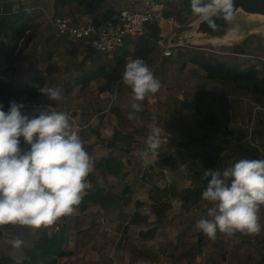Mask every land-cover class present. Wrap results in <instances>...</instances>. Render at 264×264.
Masks as SVG:
<instances>
[{
    "label": "rangeland",
    "instance_id": "obj_1",
    "mask_svg": "<svg viewBox=\"0 0 264 264\" xmlns=\"http://www.w3.org/2000/svg\"><path fill=\"white\" fill-rule=\"evenodd\" d=\"M183 16L178 19L179 33L186 36L196 28L200 18L195 14ZM245 17L247 27L264 31V17ZM28 18L26 16L24 19ZM27 29L29 31L16 45L0 37V69H8L15 83L14 65L19 58L18 50L30 42L29 38L36 32L28 25ZM194 37L186 39L192 40ZM259 37L258 43L262 46L264 36ZM122 47L111 55L118 50L122 52ZM233 47L236 46H198L187 43L170 48L168 62L157 64V67L155 62L143 60L160 81L161 87L143 101L132 99L133 103L142 105V111L134 112L131 109L137 140L129 155L131 167L127 169L130 171V180L142 189V198L151 204L146 202V207H142L132 199L133 206L127 213L129 217L120 216L122 222L118 223L122 227L125 222L130 224L136 221L142 230L134 231V236L128 235L127 239L122 237L114 241L111 236L103 235L107 228L112 229L113 226L101 222L102 213L97 207H85L86 210L81 213L77 206L71 215L60 217L57 220L59 226L49 232L50 235L61 229L64 223L63 250L69 254L58 257L56 264H193L194 261V264H222L226 260L229 262L225 264H233L230 257L225 256L228 239L216 236L215 240H210L195 227L198 220L204 219L198 213L207 208H203L202 203L198 204L202 196L196 200V191L203 189V182L211 177V172L222 173L240 159L264 160V99L240 90L230 82L206 78L205 71L198 64L215 62L242 73L253 72L258 80L264 79V54H260L259 58H240L232 56ZM133 52L138 58L144 50ZM5 58L8 59L7 63L1 61ZM148 103H152V108L147 107ZM149 121L154 122L151 129L159 127L162 130L159 151L165 155L163 163L158 155L154 157L152 163L157 164L151 169H147L146 162L137 155L138 150L146 147L151 130ZM230 131L232 134L227 135L226 145L232 148L223 150L225 144L219 139L220 135ZM152 212L158 213L160 217H155ZM150 239L151 242L142 243ZM231 239L236 243L240 240L245 243L252 238L245 236ZM24 242L26 245L29 243L28 239H24ZM77 243L80 245L76 246ZM199 257L200 260H197ZM243 261L240 263L256 264L255 261Z\"/></svg>",
    "mask_w": 264,
    "mask_h": 264
},
{
    "label": "crops",
    "instance_id": "obj_2",
    "mask_svg": "<svg viewBox=\"0 0 264 264\" xmlns=\"http://www.w3.org/2000/svg\"><path fill=\"white\" fill-rule=\"evenodd\" d=\"M57 1L0 0V19L14 15H18V19H21L26 15L30 17L27 25L32 31L36 29L35 35L29 38L30 42H27L28 44L26 43L20 51L18 50L19 58L14 65L17 87L22 88L30 82V90L34 93L33 96H22L19 103L25 106L23 111L30 117L35 114L36 109L62 111L69 115L71 125L74 129H79L78 134L84 148L94 161V167L87 177L90 187L83 195L79 212H84L89 206L97 207L102 213L101 222L113 226L112 229L107 228L103 235L111 236L114 241L122 237L127 239L128 235L134 236V231L140 232L141 225L134 221L130 224L125 222L124 226L120 227V224L118 225L122 222L120 216L129 217L127 213L133 206L132 199L142 207H146V202L151 204L149 200L142 198V189L130 180V171L127 169L132 164L129 155L133 152L137 136L134 134L136 126L134 118L128 119V114L132 113V93L128 86L123 85L122 73L126 63L136 59L133 51L144 50L138 58L151 60L153 64L155 62V67L157 64L168 62L167 57L163 56L165 50L181 47L187 43L198 46L219 44L222 47L234 44L236 47H233L232 56L259 58L260 54H264V45H259L258 39L259 36H264V31L247 27L245 15L248 14L238 11L233 14L232 19L226 21L229 26L222 36L202 35L195 30L184 36L179 33L181 29L178 19L183 15L187 16L190 0H65L62 3ZM127 7L140 11H161L163 19L146 26L141 36L128 39L122 47L124 48L122 52L118 50L116 54L105 57L94 56L93 53L84 50L80 44L66 37L57 36L50 24V20L55 16L71 14H78L83 21L97 22L108 11ZM170 16L175 17L174 23L168 21ZM190 33L192 34L189 35ZM193 35L195 37L192 40L186 39ZM46 85L58 89L62 99L53 101L47 95L41 94L39 89ZM151 106L152 103L147 104V107L152 108ZM153 124V121L148 122L150 129ZM230 134L231 131L220 135L219 139L225 144L223 150L232 148L231 145H226L227 135ZM27 147L26 144H22V148ZM158 156L163 163L164 153L159 151ZM108 158L118 160L122 167L120 173L125 175L124 178L106 173L103 167L104 160ZM145 164L148 166L147 169H151L157 163L150 161ZM126 197L129 198L125 199ZM199 203H202L203 208H207L206 211L200 210L198 216L212 219L208 216V209L214 205L204 199L199 200ZM151 214L160 217L158 213ZM258 216L262 225L259 234L245 235L236 232L228 236L217 232V236L228 239L225 256L227 258L229 256L233 264H241L240 261L244 262V259L251 263L255 261L256 264L261 263L260 261L264 262V205L260 206ZM115 222L117 223L114 226ZM58 226L57 221L38 229L20 224L10 228L0 225V259L2 257H10L17 261L23 259L25 251L34 244L41 233L46 231L49 234ZM61 228H64V223ZM245 236L252 239L245 243L241 240L236 243L231 239ZM17 239L23 242L24 239H28L29 243L26 245L24 242L17 248L14 246V241ZM151 241L152 239L143 240L142 243ZM78 245L80 243L76 246ZM197 260H200V257Z\"/></svg>",
    "mask_w": 264,
    "mask_h": 264
},
{
    "label": "clouds",
    "instance_id": "obj_3",
    "mask_svg": "<svg viewBox=\"0 0 264 264\" xmlns=\"http://www.w3.org/2000/svg\"><path fill=\"white\" fill-rule=\"evenodd\" d=\"M190 9L201 22L215 28L212 17L222 15L228 21L233 18L235 6L234 0H190ZM122 83L138 102L161 87L140 58L126 63ZM39 90L53 101L62 99L58 89L46 85ZM24 107L12 100L5 111L0 104V225L18 223L38 229L71 215L80 205L90 187L87 177L94 161L68 114L36 109L30 117ZM131 108L134 112L142 111L140 103H133ZM132 118L130 112L128 119ZM161 134V128L151 129L146 147L138 150L137 155L145 160L158 155ZM21 138L27 148H22ZM202 199L214 205L208 209L212 219H200L195 227L210 240L216 239L218 231L228 236L236 232L259 234L262 225L258 212L264 205V160L240 159L222 173L211 172ZM23 243L17 239L14 246L19 248Z\"/></svg>",
    "mask_w": 264,
    "mask_h": 264
},
{
    "label": "trees",
    "instance_id": "obj_4",
    "mask_svg": "<svg viewBox=\"0 0 264 264\" xmlns=\"http://www.w3.org/2000/svg\"><path fill=\"white\" fill-rule=\"evenodd\" d=\"M65 0H58L57 3H62ZM190 4V2H189ZM18 15L5 16L0 19V37L1 40L12 41L18 43L21 37L24 36L27 29L28 19H18ZM184 17V16H183ZM14 44V43H13ZM7 63L8 59H1ZM199 66L205 71L206 78L210 80H220L230 82L233 86L240 90H245L249 94L264 99V79L258 80L253 72L242 73L235 69H228L219 63H201ZM31 83L27 82L22 88H18L14 82L13 74L8 69H0V104L4 105V110L7 111L9 102L15 100L19 103L22 96L31 95ZM21 146L23 139L21 138ZM104 170L108 174H114L115 177L124 178L121 174L120 164L117 159L108 158L104 160ZM211 177H207L203 182V189L197 190L196 200L202 196V192L206 189ZM189 192V191H188ZM18 224V223H17ZM16 224H4L5 227H13ZM65 238L63 237V228L51 233L45 231L39 235L34 244L25 251V258L21 261L14 260L10 257H2L0 264H56L58 257L69 254L63 250Z\"/></svg>",
    "mask_w": 264,
    "mask_h": 264
},
{
    "label": "built area",
    "instance_id": "obj_5",
    "mask_svg": "<svg viewBox=\"0 0 264 264\" xmlns=\"http://www.w3.org/2000/svg\"><path fill=\"white\" fill-rule=\"evenodd\" d=\"M163 19L161 11H140L119 8L106 12L99 21H83L78 14L55 16L50 24L57 36L68 38L78 43L88 52L109 55L121 48L131 38L141 36L149 24ZM170 23L175 17H168ZM171 55L169 49L163 52L164 57ZM157 155H150L144 162H150Z\"/></svg>",
    "mask_w": 264,
    "mask_h": 264
},
{
    "label": "water",
    "instance_id": "obj_6",
    "mask_svg": "<svg viewBox=\"0 0 264 264\" xmlns=\"http://www.w3.org/2000/svg\"><path fill=\"white\" fill-rule=\"evenodd\" d=\"M234 6V13L240 11L244 14L264 17V0H234ZM186 15H193V13H191L190 4L186 11ZM212 20L216 25L215 28L210 27L207 22H201L200 19L194 29L195 32L202 35L209 34L211 36H222L224 31L227 30L226 27L229 26V24L226 23L227 20H225L222 15L214 16L212 17Z\"/></svg>",
    "mask_w": 264,
    "mask_h": 264
},
{
    "label": "bare ground",
    "instance_id": "obj_7",
    "mask_svg": "<svg viewBox=\"0 0 264 264\" xmlns=\"http://www.w3.org/2000/svg\"><path fill=\"white\" fill-rule=\"evenodd\" d=\"M139 37V36H138ZM135 38V37H134ZM211 38V37H210ZM217 43V42H216Z\"/></svg>",
    "mask_w": 264,
    "mask_h": 264
}]
</instances>
